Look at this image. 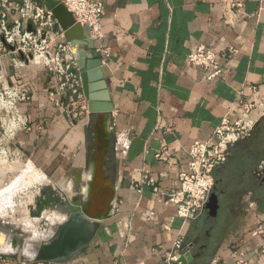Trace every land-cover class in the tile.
I'll return each instance as SVG.
<instances>
[{
    "label": "crops",
    "instance_id": "obj_1",
    "mask_svg": "<svg viewBox=\"0 0 264 264\" xmlns=\"http://www.w3.org/2000/svg\"><path fill=\"white\" fill-rule=\"evenodd\" d=\"M98 1L103 13L95 28L103 37L88 28L79 49L88 54L87 42L93 43L113 107L107 171L115 179L116 198L107 216L95 224L93 238L69 261L52 264H165L163 254L178 235L189 253L197 255L186 264H238L241 257L243 264H264V179L255 183L257 156L245 151L242 142L214 173L219 204L215 216L205 208L198 219L182 222L172 203L158 202L148 185L140 191L137 187L144 168L160 191L178 187L179 173L188 168L185 148L190 143L209 139L224 116L237 119L239 100L264 104V0ZM199 45L217 53L236 49L231 57H218L220 78L210 81L203 71L186 65L187 55ZM1 67L9 81L31 89L25 112L32 129L16 137L21 157L0 164V186L21 170L37 178L26 181L22 191L49 185L67 197L78 193L88 178L94 117L87 99V111L73 115L66 96H61L66 104L62 101L60 107L49 99L54 79L42 66L17 74L5 56ZM156 153L161 156L156 158ZM236 155L242 159L233 166ZM18 182L0 191V203L7 195L12 198ZM17 205L29 215L31 201ZM65 218L55 209L29 217L38 225L47 223V231ZM257 227L261 232L252 235ZM0 264L32 263L5 254Z\"/></svg>",
    "mask_w": 264,
    "mask_h": 264
},
{
    "label": "built area",
    "instance_id": "obj_2",
    "mask_svg": "<svg viewBox=\"0 0 264 264\" xmlns=\"http://www.w3.org/2000/svg\"><path fill=\"white\" fill-rule=\"evenodd\" d=\"M63 5L72 14L76 22L87 26L93 35L102 38L103 33L96 29L103 13V5L98 0H62ZM239 6V5H235ZM30 23V29H27ZM63 33L56 28V20L51 11L24 0H1L0 6V163L6 164L17 160L22 152L16 144L19 133H27L32 127L25 112V106L32 99L28 85L11 82L6 77L1 62L8 56L9 65L17 74L31 70L35 64L42 66L54 79V88L48 91L49 99L58 107L62 105L61 96H66L67 108L73 115L87 111L86 98L80 88V77L75 72L76 60L67 42L62 40ZM4 39V42L1 40ZM13 46V50L7 47ZM236 52L233 47L217 53L211 48L199 45L191 51L185 60L187 66L203 71L208 80L218 79L223 69L218 57H231ZM22 53V57L19 55ZM101 53L107 54L106 49ZM31 55V56H29ZM241 113L231 121L224 116L213 129L206 141H193L186 148L188 168L178 175L176 188L160 191L156 179L144 168L137 181L138 191L142 185H148L158 196L157 201L172 203L176 216L182 222L198 219L206 208L211 193L215 188V171L224 165L231 148L248 137L259 118L264 116V104L239 100ZM257 116L253 118L251 114ZM160 153L155 157L159 158ZM255 175L264 176V158L256 167ZM153 212L150 213L152 215ZM257 227L252 235H258ZM264 254V244L260 246ZM189 252V245L184 237L178 235L170 249L163 254L165 264H174L179 257ZM242 255L240 254V257ZM243 264L241 258L237 261ZM46 264V263H36ZM213 264H217L216 262Z\"/></svg>",
    "mask_w": 264,
    "mask_h": 264
},
{
    "label": "water",
    "instance_id": "obj_3",
    "mask_svg": "<svg viewBox=\"0 0 264 264\" xmlns=\"http://www.w3.org/2000/svg\"><path fill=\"white\" fill-rule=\"evenodd\" d=\"M52 12L56 27L60 29L76 60L75 72L79 74L82 91L88 101V112L94 114L91 121V142L85 173L88 178L78 193L67 197L62 191L46 185L39 189L29 207L31 218H40L46 210L63 209L66 218L53 225L47 235L38 240L26 238L22 231H13L0 225V255L19 254L24 260L36 263H61L69 261L87 244L95 234V224L107 216L116 198L115 179L107 171L110 155L112 103L105 88L104 72L99 54L92 42H87L90 53L79 49L82 39L87 41V26L75 21L72 14L63 5L62 0H29ZM30 29V23H27ZM4 42V39L1 38ZM5 43V42H4ZM11 50L13 46L8 44ZM22 57V53H19ZM31 56V55H29ZM64 104L65 98L62 97ZM218 195L213 191L206 204L211 216L218 209ZM35 238V237H33ZM197 255L186 253L174 264H186Z\"/></svg>",
    "mask_w": 264,
    "mask_h": 264
},
{
    "label": "rangeland",
    "instance_id": "obj_4",
    "mask_svg": "<svg viewBox=\"0 0 264 264\" xmlns=\"http://www.w3.org/2000/svg\"><path fill=\"white\" fill-rule=\"evenodd\" d=\"M261 125L262 126H259L257 128V131L254 133L255 135L253 139H251V141L247 140V142H250V144L247 145L246 140H244V142L242 143V145L247 146L248 149L246 148L247 150L245 149L244 150L247 151L248 153L250 152V150H254L257 153L258 152L261 153V150H262V154H263V151H264V122H262ZM256 156H257L258 163L253 169L254 176H255L253 178L255 180V183L259 184L260 181L264 179V176L262 177L256 176L255 171L261 159L264 158V155L260 154L259 156L258 155ZM241 159H242L241 156L236 155L232 159L231 164L232 165L234 163L238 164ZM10 163H6V164H10ZM1 165H4V164H1ZM20 171L18 173H14L13 177L11 175L10 177L11 179H9L7 183H3L0 186V191H2L3 189L7 187H11V185L17 180V178H19V182H18L19 185L17 186V188L14 189V195L12 196V198L7 195L4 202H1L2 204L0 203V225L4 226L7 229L13 230V231H22L24 233V236H26V238L38 240V238H33V236L36 237L39 235H35L33 233L43 232L47 234L49 232L47 231V228H48L47 223L41 224V225L36 224L35 222H33V220L29 219L30 216L28 215V212H26L24 207L21 208L19 205H17L19 202L23 203L26 201H31V203H33L34 197L39 192L37 187L32 188L31 191H28V192L22 191L21 187L26 185L27 183L26 181L28 182L33 181L34 178L35 179L37 178L34 177L33 174L31 173H21ZM10 201L15 202L16 204L15 205H13V203L10 204L9 203ZM55 210H57V212L61 214H65V211L61 208L60 209L56 208ZM57 216H61V215L57 214ZM6 255L8 256L9 254H6ZM16 256H20V255L16 254Z\"/></svg>",
    "mask_w": 264,
    "mask_h": 264
},
{
    "label": "trees",
    "instance_id": "obj_5",
    "mask_svg": "<svg viewBox=\"0 0 264 264\" xmlns=\"http://www.w3.org/2000/svg\"><path fill=\"white\" fill-rule=\"evenodd\" d=\"M263 119H264V117H262V118L257 122V124H255V126H254V128H253L251 134H250L248 137H246L245 139H242V140L239 141L238 143H240V142L243 143L244 140H246L247 145L250 144V142H247V140H250V141H251V139H253V137H254V135H255L254 133L257 131V128H258L259 126H262L261 123L264 122ZM238 143H236V144H238ZM236 144H235V145H236ZM235 145H234V146H235ZM234 146H233V147H234ZM242 146H243V149H245V150L248 149L247 146H244V145H242ZM233 147H232V148H233ZM246 148H247V149H246ZM249 153H251V154L254 155V156H256V155L259 156L260 154H261V155H264V151H263V154H262V150H261V153H259V152L257 153V152H255L254 150H250Z\"/></svg>",
    "mask_w": 264,
    "mask_h": 264
},
{
    "label": "bare ground",
    "instance_id": "obj_6",
    "mask_svg": "<svg viewBox=\"0 0 264 264\" xmlns=\"http://www.w3.org/2000/svg\"><path fill=\"white\" fill-rule=\"evenodd\" d=\"M21 172V171H20ZM32 172V171H31ZM21 175V174H20ZM41 175V174H40ZM39 181H41V180H39ZM18 184V183H17ZM15 186V185H14ZM13 188V187H12ZM12 190V189H11ZM10 192V191H9ZM6 194V193H5ZM10 194V193H9ZM12 195V194H11ZM3 198V197H2ZM40 233V235L39 236H33V237H35V238H41L42 236H45V235H47L46 233H43V232H39Z\"/></svg>",
    "mask_w": 264,
    "mask_h": 264
}]
</instances>
